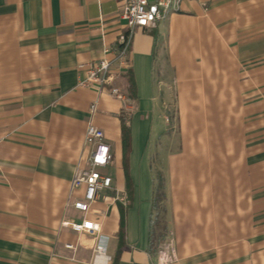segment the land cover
Masks as SVG:
<instances>
[{"label": "crops", "instance_id": "obj_1", "mask_svg": "<svg viewBox=\"0 0 264 264\" xmlns=\"http://www.w3.org/2000/svg\"><path fill=\"white\" fill-rule=\"evenodd\" d=\"M125 3L0 0V264H159L166 247L172 264H264V0H181L135 31L115 82L125 100L102 94L92 121L111 187L87 213L72 207L97 98L78 65L120 48ZM82 220L99 224L104 254L61 226Z\"/></svg>", "mask_w": 264, "mask_h": 264}, {"label": "built area", "instance_id": "obj_2", "mask_svg": "<svg viewBox=\"0 0 264 264\" xmlns=\"http://www.w3.org/2000/svg\"><path fill=\"white\" fill-rule=\"evenodd\" d=\"M181 0H126L121 12V19L126 23L128 32L121 42L120 48L113 53L111 59L103 57L96 61L80 63L78 69L83 75L79 79L78 86L82 88H94L97 98L90 105L89 122L85 131L83 146L90 149L85 168L77 166L71 180V188L84 186L82 200L76 201L72 207L82 213H87L90 205L97 195L111 187L112 179L100 174L112 161L110 146L105 142L102 130L93 125L92 121L97 111L99 96L107 94L117 100L124 101L125 97L120 89L115 86L119 74L126 72L130 67L128 60L131 39L137 29H154L162 17L169 12L179 10ZM110 53L109 49L104 50ZM110 88L106 90V86ZM124 202V197L119 199ZM63 228H68L78 235L87 234L97 236L95 251L97 254L105 253L104 237L99 235V224L89 220L81 222H62ZM67 249H73L72 245H66ZM176 256L170 247H166L158 255L159 264H172L176 262Z\"/></svg>", "mask_w": 264, "mask_h": 264}, {"label": "trees", "instance_id": "obj_3", "mask_svg": "<svg viewBox=\"0 0 264 264\" xmlns=\"http://www.w3.org/2000/svg\"><path fill=\"white\" fill-rule=\"evenodd\" d=\"M127 82V87H126V97L129 98L130 100L135 99V87L132 79V75L130 70L123 75ZM121 120V130H122V147H123V155L126 160V156L128 155L129 149H130V133H129V128L127 126L128 122V117L126 115H121L120 116ZM155 199L153 200V208H157V198H159L162 188H163V181L160 175H157L155 177ZM121 241H122V235H121Z\"/></svg>", "mask_w": 264, "mask_h": 264}]
</instances>
